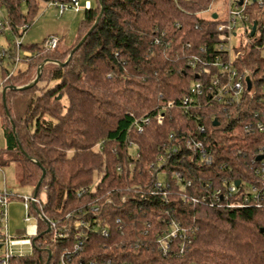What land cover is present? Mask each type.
<instances>
[{"label": "trees", "instance_id": "16d2710c", "mask_svg": "<svg viewBox=\"0 0 264 264\" xmlns=\"http://www.w3.org/2000/svg\"><path fill=\"white\" fill-rule=\"evenodd\" d=\"M51 1L71 0H0V19L3 17L9 24L14 37H21L31 25L38 5ZM216 1L95 0L94 6L83 10L70 45L62 38L52 50L37 45H21L17 49L11 41L4 49L5 55L0 58L1 89L21 87L34 79L45 60L64 63L92 29L64 66L46 63L36 85L22 91L6 90L8 116L0 92V128L5 142L0 151V167L16 164L21 174L19 183L31 187L32 195L42 171L45 172L36 193L39 197L42 191L45 201L40 208H30V215L37 221L36 234L22 237L31 241V252L10 257L9 264H46L49 253L48 264H57L63 252L73 249L74 228L81 220L90 221L94 228L102 224L110 233L108 238L98 231L89 234L84 250V255H88L102 252L104 247L113 250L133 242L141 237L146 222L151 225L148 234L153 239L163 227L158 216L166 218L173 212L185 224L197 228L183 264H264V206L210 209L188 206L179 198L181 194L204 193L208 186H220L222 179L252 181V161L264 148V133L244 129L245 124L258 120L254 113L261 115L264 110L259 101L260 85L264 83L262 49L242 44L235 47L236 52L243 53L237 67L252 71L256 93L250 107L246 103L232 107L219 103L203 105L207 100L204 85L213 71L210 69L207 77L197 74L218 52L215 26L221 16L214 20L211 14L201 13ZM24 4L26 13L22 10ZM100 12V19L92 28ZM249 13L251 22L264 24V0L262 6L253 4ZM245 37L250 36L245 33ZM20 49L30 56L20 57L24 68L17 66L13 75L5 79L9 70L3 63L12 66ZM196 79L204 90L197 98L200 109L189 113L178 108L168 110L161 125L151 124L140 134L129 132L135 147L126 146L133 117L149 113L170 99L178 105ZM214 120L217 126H213ZM198 125L206 129L205 146L214 156L211 167L189 163L188 151L184 149L178 153L170 150L190 136L197 138ZM159 155L164 160L158 162ZM127 159L133 163V172H117V165H125ZM223 164L227 170L220 169ZM176 170L183 172L184 181L178 183L171 177ZM93 172L99 174L94 187ZM158 180L169 184L165 200L157 193L148 194ZM187 180L190 186L183 185ZM81 189L88 191L79 196ZM121 195L126 196L124 202L120 201ZM103 196L110 197L111 203L98 200L97 204L102 203V218L93 221L96 217L85 213L87 206ZM37 211L56 223L58 234L67 236L53 240ZM117 217L121 219L120 226L114 225ZM136 256L137 262L159 260L154 248L149 254Z\"/></svg>", "mask_w": 264, "mask_h": 264}, {"label": "built area", "instance_id": "2783aa9c", "mask_svg": "<svg viewBox=\"0 0 264 264\" xmlns=\"http://www.w3.org/2000/svg\"><path fill=\"white\" fill-rule=\"evenodd\" d=\"M222 16L219 19L218 12H211V7L202 13H207L208 15L215 14L214 20L219 19L215 29L218 32V52L212 57L210 62L204 63V68L200 69V73L208 76L210 69L213 71L208 79V84L204 85L206 87L207 100L204 102V107L208 104L219 103L226 107L239 106L242 103H246L247 107H250L253 103V98L255 96V86L252 78V71L248 68L239 69L236 65L238 59L243 56L242 52H236L235 46L231 45L232 37L240 36V41L242 45H251L255 49L264 50V24L258 26L255 22H251L249 9L253 4L258 6L263 5V0H222ZM241 2V4H240ZM54 5L58 9V13L61 14L65 11L66 7L72 8L75 12H78L82 7L78 4L77 0H71L70 3H63L59 1H51L48 6ZM1 17L0 19V32L11 31L9 24ZM256 24V29L253 36H250V31L253 24ZM239 30V33H238ZM245 33L250 37L246 38ZM24 34V32H23ZM22 34V35H23ZM22 36L20 37V41ZM58 38L56 36H50L44 40L42 49L52 50L55 49ZM15 42L17 49L22 45L21 42ZM262 42V45L259 43ZM239 46V45H238ZM236 46V47H238ZM5 55V50H0V58ZM23 56H30L27 51L23 52ZM19 53L16 55L13 67L6 74L5 79H8L16 70L17 64L19 62ZM209 67V68H208ZM205 71V72H204ZM249 78L251 87L247 90L246 79ZM191 86L189 94L184 96L180 103L176 105L175 100H168L164 104L156 105L149 113L142 116L133 117L132 122L127 129V136L125 139V144L128 148L135 147L134 142H132L128 134L131 131L136 133H142L144 129L151 124L161 125L165 114L168 110L173 108L183 109L187 113L200 109L201 104L198 103L197 98H199L204 92L202 84L197 81ZM2 83H0L1 85ZM260 94L262 97L259 99L264 107V83L260 85ZM161 95H159L160 97ZM254 117L258 119L254 123L250 122L244 125L245 130L251 128L256 129L260 133H264V110L261 113H254ZM202 118V117H201ZM197 138L190 136L184 141H179L176 145H173L170 150L172 153H178L182 149L188 151L187 159L191 164H195L198 167H211L214 163V156L211 150L205 146L207 141L206 129L203 125H198L196 132ZM170 139L173 135H170ZM259 156H263L261 160H257ZM135 159L138 157L137 154L133 156ZM184 159V158H182ZM163 156L159 155L157 161H162ZM253 165L250 168L253 180L246 181H227L225 179L221 180L220 186L207 187L206 191L201 194L196 195H186L181 194L179 196L183 204L188 206H205L210 209H233V208H247L255 207L260 208L264 206V148L260 149L255 159L252 161ZM153 167V164L150 165ZM127 169L128 174L133 172V163L127 159V163L119 164L116 167L117 172H122ZM221 170H227L228 166L223 164L220 167ZM164 175V174H163ZM171 177L175 179L178 183L184 181V174L182 171H173ZM238 185H235V182ZM184 186H190V181H186ZM169 184L163 183L162 181H156L154 185V190L148 192L149 195L161 196L163 200L169 194L168 190ZM128 192L131 191L130 188H126ZM88 190L81 189L78 191L77 195L85 194ZM139 196L142 197L141 191H138ZM13 196L10 192L4 189L0 193V226L2 233L0 234V264H9L10 257L22 256L21 253L15 254L12 250L14 246L28 244L32 247L31 241L28 238H19V240H12V238L7 233L6 228V208L9 198ZM133 198V196L131 197ZM23 209H24V221H30V208L37 207L40 208L42 201L38 196L30 195L20 197ZM103 200V204H110L111 198L108 196L98 197L92 204L87 206V211L85 213L95 216L93 221L100 220L102 218V203L97 201ZM126 196H120V201L124 202ZM130 202V200H128ZM173 212V211H172ZM104 213V211H103ZM167 217L158 216V221L163 224V227L155 232L154 238L150 239L149 229L151 225L145 223V229L141 233V237L134 240L133 242H126L122 247L116 246L115 249H102L99 253L89 252L88 255H84V250L86 244H88L90 235L96 231L99 232L100 236L103 238H108L110 236L109 228L102 226V224H97V226L90 227V221H79L78 225L74 228L75 245L72 250L63 252L58 259L57 264H183L185 253L187 252L192 239L197 231L196 227L185 224L182 220L178 219L173 212L172 214L166 215ZM39 217V215H38ZM44 217V216H43ZM104 217V215H103ZM45 218V217H44ZM68 217H66V221ZM130 218V216H129ZM46 219V218H45ZM49 223V232L52 233V239L56 240L57 237L67 236L66 233L58 234L56 223ZM121 219L119 217L115 218L114 225L120 226ZM69 227V226H68ZM101 227V228H99ZM66 232V226H63ZM36 234V226H35ZM152 248L158 253L159 260H152L149 258L147 261L137 262V257L139 253L149 254ZM82 254V255H80ZM86 256V258H85ZM84 257V258H82ZM151 257V256H150Z\"/></svg>", "mask_w": 264, "mask_h": 264}, {"label": "rangeland", "instance_id": "374dc122", "mask_svg": "<svg viewBox=\"0 0 264 264\" xmlns=\"http://www.w3.org/2000/svg\"><path fill=\"white\" fill-rule=\"evenodd\" d=\"M87 0H77L78 4L82 7L81 10L75 12L72 8L66 7L63 13L59 14L58 9L54 6H48L49 2H42L38 5L37 12L33 17L31 25L26 29L24 34L22 35V39L20 41V37H14L11 32H7L4 35H0V50L6 49L8 44L13 42H21L23 46L37 45L42 46L45 39L50 36H56L58 39L63 38V42L66 45H70L76 36L78 31V26L80 20L83 18L84 14V5ZM91 5H95V0H88ZM222 0H217L213 3L211 7V12H218L220 16H222ZM22 10L26 13V5H22ZM203 16H207V13H201ZM239 33V30H238ZM240 36L232 37L231 45L238 46L242 44L240 41ZM261 57H264V50L260 52ZM19 56L23 57V50L20 49ZM3 66H6L8 70H11L13 66L7 65L4 61ZM19 69H23V62H19L17 64ZM2 73L0 68V83H1ZM0 85V92H1ZM4 138L0 128V151L4 149ZM20 169L14 163H9L3 167H0V193L7 189L14 198L8 201L6 208V228L8 235L12 238V240H19L21 238L17 231H24L27 229L29 225L36 224V218H30V221H24V209L21 202L20 197L30 196L33 194V190L29 186H24L19 183L20 180ZM99 180V174L93 172L92 177V187H94ZM39 198L42 202L45 201V195L41 191L39 193ZM15 254L21 253L24 256H27L31 252V246L28 244L17 245L12 248ZM3 253V250L0 251V254Z\"/></svg>", "mask_w": 264, "mask_h": 264}, {"label": "water", "instance_id": "95a60500", "mask_svg": "<svg viewBox=\"0 0 264 264\" xmlns=\"http://www.w3.org/2000/svg\"><path fill=\"white\" fill-rule=\"evenodd\" d=\"M240 4H241V2H240ZM101 12H102V11H101ZM101 12H100L99 16L97 17V19H96V21H95V23H94V25H93L92 28H94V27L97 25V23H98V21H99V19H100V16H101ZM215 17H216V15L213 14V15H212V18H215ZM255 29H256V24L254 23V24L252 25V28H251V31H250V34H249L250 36H253V35H254ZM91 31H92V29H90V30L87 32V34H86L84 37H82V39L78 42V44H77V45L72 49V51L69 53V55H68V57H67V60H66L64 63H59V62H56V61L45 60L44 62H42V63L39 65V67H38V69H37V71H36V75H35L34 79H33L29 84L24 85V86H21V87L7 86V87L3 88V89L1 90V99H2V105H3V108H4V110H5V114L8 116V112H7V110H6V101H5V92H6V90L22 91V90H27V89L33 87L34 85H36L37 82H38L39 79H40L42 67H43V65L46 64V63L51 62V63H55V64H57L58 66H64V65L68 62V60L71 58L72 54H73V53L78 49V47L83 43V41L85 40L86 36L89 35V34L91 33ZM246 85H247V90H249L250 87H251V83H250L249 78L246 79ZM217 125H218V122H217L216 120H214V121H213V126H217ZM11 126H12V129H13V132H14V126H13L12 123H11ZM19 149H20V147H19ZM262 158H263V156H259V157L257 158V160H261ZM44 175H45V172L42 171L41 178H40L39 182L37 183V185H36V187H35V194H34V196L36 195L37 190L39 189V187H40V185H41V182H42V180H43V178H44ZM235 185H236V186L238 185V182H237V181L235 182ZM37 214L39 215V218H40V219L46 224V226H47V232H48V231H49V223H48L47 219H45V218L43 217V215H42L40 212H38V211H37ZM262 232H263V230H262ZM49 259H50V253L48 254V258H47L46 264H48Z\"/></svg>", "mask_w": 264, "mask_h": 264}, {"label": "crops", "instance_id": "0c3cea01", "mask_svg": "<svg viewBox=\"0 0 264 264\" xmlns=\"http://www.w3.org/2000/svg\"><path fill=\"white\" fill-rule=\"evenodd\" d=\"M91 6L90 1H85L84 9H87ZM17 234L22 238L24 236L33 237L35 235V223L29 225L24 231H17Z\"/></svg>", "mask_w": 264, "mask_h": 264}]
</instances>
